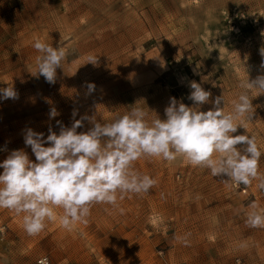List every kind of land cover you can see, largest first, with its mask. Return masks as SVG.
I'll list each match as a JSON object with an SVG mask.
<instances>
[{
	"label": "rangeland",
	"instance_id": "1",
	"mask_svg": "<svg viewBox=\"0 0 264 264\" xmlns=\"http://www.w3.org/2000/svg\"><path fill=\"white\" fill-rule=\"evenodd\" d=\"M37 40L66 52L55 83L37 73ZM261 51L264 0H0V89L17 93L0 99V162L12 150L35 162L24 143L29 128L46 138L50 128L59 134L61 125L89 117L77 129L87 132L91 118L111 123L133 108L149 123L164 120L170 98L195 106L193 81L211 93L201 111L223 95L221 107L231 112L240 82L264 76ZM260 91L251 90L252 117L236 121L242 126L233 135L255 137L264 175ZM133 169L156 185L122 200L118 194L116 206L92 205L71 231L59 208L34 236L24 230V213L0 208V264H264V228L246 224L252 203L264 212L257 180L226 183L181 158L145 156Z\"/></svg>",
	"mask_w": 264,
	"mask_h": 264
},
{
	"label": "clouds",
	"instance_id": "2",
	"mask_svg": "<svg viewBox=\"0 0 264 264\" xmlns=\"http://www.w3.org/2000/svg\"><path fill=\"white\" fill-rule=\"evenodd\" d=\"M33 46L41 53L37 73L46 82L55 83L65 50L40 40ZM88 62L95 63L96 58L89 57ZM94 87L88 84L89 90ZM190 87L188 98L195 106L170 98L164 120L156 116L149 123L147 112L133 108L111 123L101 124L91 118L93 127L87 132L78 133L77 129L89 117L75 120L71 127L61 125L59 134L50 128L46 138L44 133L27 129L24 143L30 146L35 162L23 150H12L0 162V208L17 215L24 213L23 227L29 236L43 231L46 221H55V209L59 208L63 210L61 226L71 231L74 224L86 222L92 205L116 206L118 194L122 200L125 194L147 193L156 185L154 178L133 169L134 162L145 156L166 161L181 158L191 166L210 170L213 177L226 176L228 179L222 180L226 183L248 187L257 180L256 187L264 191V175L258 170L262 152L255 137L233 135L242 126L236 121L245 116L251 119L254 110L250 92L259 89L264 93V76L241 81L243 91L227 113L221 107L225 103L223 95L212 101V109L201 111L200 106L209 102L211 93L194 81ZM16 97L12 87L0 89V99ZM56 115L52 109L50 116ZM237 145L244 147L238 149ZM250 208L246 224L264 228V212L257 210L256 203Z\"/></svg>",
	"mask_w": 264,
	"mask_h": 264
},
{
	"label": "built area",
	"instance_id": "3",
	"mask_svg": "<svg viewBox=\"0 0 264 264\" xmlns=\"http://www.w3.org/2000/svg\"><path fill=\"white\" fill-rule=\"evenodd\" d=\"M41 261H46L45 259H41L39 260L38 264H40ZM46 264H47V261H46Z\"/></svg>",
	"mask_w": 264,
	"mask_h": 264
}]
</instances>
